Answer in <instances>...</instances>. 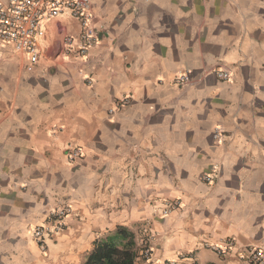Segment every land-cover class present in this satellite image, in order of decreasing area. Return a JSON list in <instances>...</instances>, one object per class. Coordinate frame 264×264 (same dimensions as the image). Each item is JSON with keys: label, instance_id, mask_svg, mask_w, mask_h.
<instances>
[{"label": "crops", "instance_id": "obj_1", "mask_svg": "<svg viewBox=\"0 0 264 264\" xmlns=\"http://www.w3.org/2000/svg\"><path fill=\"white\" fill-rule=\"evenodd\" d=\"M92 2L86 60L62 55L80 31L67 14L33 71L0 45V264H81L119 224L146 226L159 262L245 264L210 245L264 246V0ZM66 206L42 250L33 229Z\"/></svg>", "mask_w": 264, "mask_h": 264}, {"label": "built area", "instance_id": "obj_2", "mask_svg": "<svg viewBox=\"0 0 264 264\" xmlns=\"http://www.w3.org/2000/svg\"><path fill=\"white\" fill-rule=\"evenodd\" d=\"M67 14L78 21V36L68 35L64 38L62 55L64 58L86 60L90 50L99 43V34L95 26V12L92 0H4L0 2V45L10 46L14 51L26 55V69L33 71L44 53L43 40L48 35L49 22ZM220 77L229 79L230 73L218 71ZM190 78L187 74L179 76L182 82ZM90 82V80H89ZM131 102L130 97L121 101V106ZM114 114L115 110L110 109ZM214 137L220 140L221 128L214 129ZM83 155L81 147L68 148L67 156L74 160ZM209 178V176H206ZM179 200L166 201L162 208L163 215L179 208ZM72 211L71 206L62 207L54 212V221L35 226L33 237L42 250L47 249L46 240L65 226V218ZM236 247L239 257L245 264H264V246L240 245L234 240L215 246L219 254H228ZM190 260L197 261L191 253ZM167 264H172L167 263Z\"/></svg>", "mask_w": 264, "mask_h": 264}, {"label": "trees", "instance_id": "obj_3", "mask_svg": "<svg viewBox=\"0 0 264 264\" xmlns=\"http://www.w3.org/2000/svg\"><path fill=\"white\" fill-rule=\"evenodd\" d=\"M149 250L146 236L127 225L119 224L95 241L83 264H137L142 257L147 256Z\"/></svg>", "mask_w": 264, "mask_h": 264}, {"label": "rangeland", "instance_id": "obj_4", "mask_svg": "<svg viewBox=\"0 0 264 264\" xmlns=\"http://www.w3.org/2000/svg\"><path fill=\"white\" fill-rule=\"evenodd\" d=\"M165 203H166V201L164 202V204H165ZM163 206H164V205H163ZM180 207H181V206H180ZM180 207H179V208H180ZM56 210H57V209H56ZM56 210H55V211H56ZM55 211H53V212L51 213V216H50L51 219H50L48 222L52 223V221H54V219H55V217H54V212H55ZM72 212H73V209H72L71 213H72ZM71 213H70V214H71ZM70 214H69V216H70ZM162 214H163V213H162ZM69 216H67V217L65 218V226H64V228H63L61 231H59V232H55V233H53V234L49 237L50 239H51V238H55V237H57V236L63 234V233L67 230V228H68V226H67V218H68ZM134 230L137 231L138 234H140V235H142V236H146V238L148 239L147 232H145V230H146V226L139 225V227H137V230H136L135 228H134ZM105 233H106V232H103V233L99 234V238H100L101 236H103ZM49 238H48V239H49ZM148 241H149V239H148ZM217 245H219V244H213V245L211 244L210 247H211L214 251L217 252V250L215 249V246H217ZM152 250H153V249L150 248V250L146 252V254H147L146 257H147L148 259H146V257H142V258L138 261L137 264H167V263H170V262H171L172 264H197V262H198V261L195 262V261L189 259V256H190L191 253H194V254L196 255V258H197V254H196L195 251L181 252V253L179 254V256L176 257V258H173V259H166V260H164V261L159 262V261L153 259V251H152ZM217 253H218V252H217ZM218 254H219V253H218ZM86 255H87V253H86L85 256L82 258L81 264H83ZM219 255H221V254H219ZM222 255H226V254H222Z\"/></svg>", "mask_w": 264, "mask_h": 264}]
</instances>
